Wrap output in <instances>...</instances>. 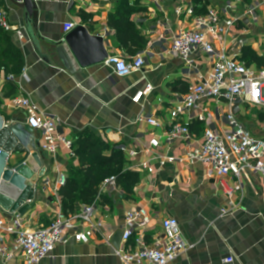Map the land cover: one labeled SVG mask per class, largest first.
<instances>
[{
  "label": "crops",
  "instance_id": "0c3cea01",
  "mask_svg": "<svg viewBox=\"0 0 264 264\" xmlns=\"http://www.w3.org/2000/svg\"><path fill=\"white\" fill-rule=\"evenodd\" d=\"M129 1L138 8L131 19L148 40L142 50L147 60L141 71L120 77L106 61L82 68L74 60L75 72L71 73L52 52V44L62 41L67 34L63 24L71 22L86 26L91 34L103 36L108 54L134 57L119 47L116 31L108 25L117 0H35L33 20L39 46L25 28L23 4L0 0V9L7 13L9 23L23 28V39L17 32L9 31L26 62L22 73L13 78L18 95L30 97L40 111L57 119V134L72 146L78 134L87 128L96 131L104 141L118 144L128 160V168L141 175L129 195L120 185L112 191L101 184L95 202L96 219L103 227L86 243L69 237L41 264H122L111 240L115 233L126 228L127 213L139 208H145L151 220L147 227L138 226L134 230L132 244L140 235L151 243L162 234L161 223L166 217H174L180 223L188 246L171 264H264V180L254 171L240 177L220 175L210 164L191 156L200 148L207 129L218 134L228 131L222 121L228 113L253 137L264 141V94L261 104L247 101L230 104L223 98L204 100L193 113H183L178 119L190 123L191 143L168 142L166 136L173 124L170 110L178 107L198 80L210 76L213 61L203 53H196L186 63L170 51L172 37L195 26L193 20L198 16L195 10L191 15L184 12L186 7L195 5L192 0ZM207 3L208 12L217 9L220 25L225 26L223 33L212 37L215 48L250 70L264 68V0ZM81 13L90 17L84 19ZM229 20L233 23L225 25ZM6 83L2 71L0 113L10 124L24 128L26 112L9 109L8 99L2 96ZM139 92L144 94L135 100ZM142 116L156 118L159 125L141 121ZM152 138L160 140L159 147H149ZM27 143L30 148L37 146L43 155L45 173L37 186L39 197L25 216L14 217L0 207V218L5 224L20 218L21 229L30 231L48 226L57 214L63 213L58 194L61 187L56 193L54 184L60 175H68L70 167H78L79 161L72 146L63 142L54 154H45L40 133L35 130L29 132ZM130 150H136L137 154L130 156ZM223 185L233 188L231 196ZM85 205L88 204H77L72 214H63H79ZM11 237L0 228V244L9 243ZM229 257H234L233 263L226 261ZM0 264L25 262L20 257L6 260L0 256Z\"/></svg>",
  "mask_w": 264,
  "mask_h": 264
},
{
  "label": "built area",
  "instance_id": "2783aa9c",
  "mask_svg": "<svg viewBox=\"0 0 264 264\" xmlns=\"http://www.w3.org/2000/svg\"><path fill=\"white\" fill-rule=\"evenodd\" d=\"M187 15L194 13L193 6L185 8ZM252 12V11H251ZM217 9H210L207 15L194 17V28L183 31L172 37L170 51L181 57L186 63L191 62L193 54L203 53L213 61L210 76L198 80L183 96L178 107L170 110L172 120L171 130L167 133L166 140L175 142L183 140L191 143L192 134L190 123L179 121L183 113H193L199 103L204 100L220 99L233 104L237 101H247L251 104H261L264 94V68L254 71L237 59L225 54L223 50H217L212 37H218L224 32L225 26L220 25ZM254 20H256L255 14ZM229 20L225 25H231ZM0 26L7 31H15L20 39H23V28L13 26L7 20V13L0 9ZM64 32L68 33L75 29V23L63 24ZM146 54H138L131 59L118 54H109L106 62L114 67V71L120 77H127L133 72H139L146 64ZM10 75L8 79H13ZM149 90V88L147 89ZM144 92H139L134 99L140 100ZM9 109H21L26 112V125L40 133L41 150L46 154H54L63 142L68 147L71 142L57 134L58 121L52 116L39 110L30 97L17 96L8 100ZM149 124L159 125L153 117H140ZM228 131L218 134L213 129L204 132L201 146L191 155L194 160L206 162L212 166V170L220 175L242 176L248 171L258 173L264 180V141L253 137L244 125L232 114L228 113L223 120ZM149 147L157 148L160 140L152 138ZM125 151V150H124ZM130 156L137 154L136 150L129 151ZM147 166H145L146 168ZM134 168V166L130 167ZM149 171L151 170L148 168ZM54 186L57 189L64 186L66 177L60 175ZM49 180L47 183L49 184ZM117 186L116 178H108L103 182L105 190H114ZM224 186V185H223ZM229 196L234 192L233 188L224 186ZM97 202L85 205L81 213L74 216H66L63 213L51 221L48 226L33 228L32 230L21 229L20 218H15L10 224H5L0 218V228L12 235L9 243L0 244V256L6 260L16 257L23 259L25 264H41L48 258L60 244L66 243L69 237L80 243L89 241L90 236L98 232L103 226L97 221ZM151 220L150 213L145 208L131 209L126 215V228L121 239L122 245L116 249V254L122 264H171L177 260L187 248L188 243L184 240L180 223L174 217H166L162 221V234L148 243L142 235L138 236L132 244L131 238L134 230L139 226L145 228ZM233 263L234 257L226 259Z\"/></svg>",
  "mask_w": 264,
  "mask_h": 264
},
{
  "label": "trees",
  "instance_id": "16d2710c",
  "mask_svg": "<svg viewBox=\"0 0 264 264\" xmlns=\"http://www.w3.org/2000/svg\"><path fill=\"white\" fill-rule=\"evenodd\" d=\"M207 1L192 0L195 15L208 12ZM115 8V12L109 15L108 25L116 31L119 47L130 56L142 53L148 40L137 30L131 19L138 8L131 5L129 0H117ZM81 14L84 19L90 17L85 13ZM25 63L22 50L14 44L10 32L0 26V73L4 71L7 79L2 92L4 99L19 96L18 85L8 77L22 73ZM72 148L79 166L69 168L67 180L58 191L61 210L66 215L72 214L77 204L94 203L100 195V185L108 178L114 176L117 185L128 195L141 180L139 173L128 168V160L120 146L104 141L96 131L87 128L79 133Z\"/></svg>",
  "mask_w": 264,
  "mask_h": 264
},
{
  "label": "water",
  "instance_id": "95a60500",
  "mask_svg": "<svg viewBox=\"0 0 264 264\" xmlns=\"http://www.w3.org/2000/svg\"><path fill=\"white\" fill-rule=\"evenodd\" d=\"M23 4L25 28L37 46L39 38L33 15L35 0H16ZM106 42L101 35L91 34L89 29L76 25L62 41L52 44V52L60 59L66 69L75 72L74 60L82 68L104 63L108 57ZM47 57L50 53H46ZM33 128H22L9 123L0 113V207L14 217L25 216L39 197L37 186L45 173V164L37 146L28 145L29 132ZM123 230L115 233L111 242L118 249Z\"/></svg>",
  "mask_w": 264,
  "mask_h": 264
},
{
  "label": "rangeland",
  "instance_id": "374dc122",
  "mask_svg": "<svg viewBox=\"0 0 264 264\" xmlns=\"http://www.w3.org/2000/svg\"><path fill=\"white\" fill-rule=\"evenodd\" d=\"M254 12V11H253Z\"/></svg>",
  "mask_w": 264,
  "mask_h": 264
}]
</instances>
